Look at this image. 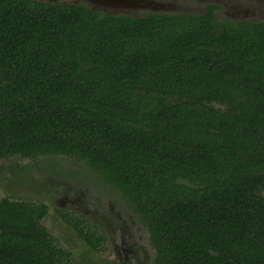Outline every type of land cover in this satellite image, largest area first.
Returning <instances> with one entry per match:
<instances>
[{
  "label": "trees",
  "instance_id": "obj_1",
  "mask_svg": "<svg viewBox=\"0 0 264 264\" xmlns=\"http://www.w3.org/2000/svg\"><path fill=\"white\" fill-rule=\"evenodd\" d=\"M218 9L0 0V160L84 161L147 228L151 264H264V20ZM48 212L0 199V264H73Z\"/></svg>",
  "mask_w": 264,
  "mask_h": 264
},
{
  "label": "rangeland",
  "instance_id": "obj_2",
  "mask_svg": "<svg viewBox=\"0 0 264 264\" xmlns=\"http://www.w3.org/2000/svg\"><path fill=\"white\" fill-rule=\"evenodd\" d=\"M81 3L115 13L206 11L219 5L218 17L233 21L264 20V0H45ZM10 197L45 203L43 224L71 250L73 264H151L155 255L147 228L122 196L87 165L67 155L0 160V199ZM106 236L98 248L84 231Z\"/></svg>",
  "mask_w": 264,
  "mask_h": 264
}]
</instances>
